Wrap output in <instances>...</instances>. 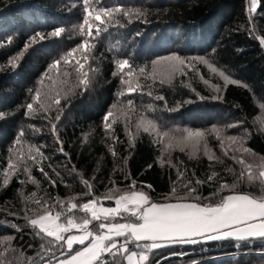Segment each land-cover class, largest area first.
Listing matches in <instances>:
<instances>
[{
    "label": "trees",
    "instance_id": "obj_1",
    "mask_svg": "<svg viewBox=\"0 0 264 264\" xmlns=\"http://www.w3.org/2000/svg\"><path fill=\"white\" fill-rule=\"evenodd\" d=\"M104 2L139 9L143 15L137 18L133 14L131 23L121 15L119 19L125 26L110 27L95 40L89 37L95 47L88 52L77 47L85 38L79 35L84 18L83 0H0V237H16L14 245L29 256L35 254L40 243L21 218L22 208L36 207L31 200H25L32 192H36V198L59 196L67 202L75 196L74 203L87 202L92 197L80 195L87 192L80 180L83 176L92 184L96 196L113 187V181L123 189L135 180L141 188L151 185L152 189L144 190L160 199L169 191L178 170L167 163L162 167L159 159L162 154L165 160L170 155L172 163L179 170L186 169L188 176L195 172L197 178L206 180L216 170L231 183L233 177L224 172L225 165L210 162L202 152L199 160H189L177 148L165 153L164 144L169 137L156 143L153 136L143 131L149 121L155 123L158 131H168L173 136L183 134V129L208 130L213 126L224 129L227 135H240L246 128L250 133L246 146L264 156V132L257 131L261 113L254 103H264V49L257 39L264 38V0H257L253 13L248 11L250 0ZM56 29H63L59 37L52 34ZM84 30L87 31V26ZM74 48L76 51L68 56ZM171 55L185 60L189 67L182 65L175 76L165 79L157 69L164 61L162 58ZM17 56L19 59L13 66L9 61ZM198 58L210 59L247 88L226 84ZM120 59L129 61L123 72L116 65ZM57 61V68L52 69L50 66ZM80 64L84 67L80 68ZM114 72L117 74L113 75ZM122 78L126 83L121 82ZM80 79L91 83L79 84ZM215 87L219 89L216 93ZM129 88L136 91L129 94ZM36 90L53 97L59 93L60 105L53 104L47 115L51 122L58 123V135L67 155L59 151L51 123L44 118L46 113L26 114V105L32 102ZM122 90L124 95L119 96ZM150 91L153 96L148 95ZM155 95H163L165 99L157 101ZM128 99L136 102L134 109L127 105ZM148 104L154 106L153 110L147 108ZM109 112L111 128L105 129L103 118ZM57 114L61 115L59 122L55 121ZM233 124L238 126L229 127ZM126 125L134 135L132 146ZM21 131L25 133L23 137ZM208 139L209 146L223 158L219 141L214 136ZM225 144L230 148L227 141ZM29 145H45L43 151L50 157L39 165L25 159L32 166L31 174L40 182L39 189L27 182L24 165L20 163L22 154L26 158ZM109 146L117 157L112 156ZM9 160L18 167L15 174L8 169L10 179L5 186L4 170ZM225 160L228 165L232 163ZM40 166L56 181L55 187L38 170ZM73 167L76 171H69ZM200 189L205 196L214 190L208 183ZM238 190L256 191L247 184ZM100 203L115 207L113 200ZM9 212L18 215L9 216ZM73 214L84 215L79 211ZM6 220L11 223L5 226ZM12 223L20 225L23 231L17 233ZM29 244L33 248H28ZM260 244L258 240L232 238L206 243L180 242L155 250L152 258L158 259L159 264H264Z\"/></svg>",
    "mask_w": 264,
    "mask_h": 264
},
{
    "label": "snow or ice",
    "instance_id": "obj_2",
    "mask_svg": "<svg viewBox=\"0 0 264 264\" xmlns=\"http://www.w3.org/2000/svg\"><path fill=\"white\" fill-rule=\"evenodd\" d=\"M83 5L84 18L79 35L85 38L77 47L88 52L95 47V44L90 43L89 37L95 40L102 33H107L110 27L125 26L119 19L121 15L127 18L128 23L132 22L133 14L137 18L143 15L139 9L125 8L122 5L109 6L104 0H94V3L93 0H83ZM256 9L257 0H251L249 13L255 12ZM84 26H87V31L84 30ZM94 27L95 32H93ZM62 31L63 29H56L52 34L59 37ZM257 39L264 46V38L257 37ZM75 51V48L70 50L68 56H72ZM88 58L86 56L85 60ZM18 59L19 56L10 60L9 63L15 66V60ZM162 59L168 62L169 74L179 71L182 65L189 67L185 60L177 55ZM198 59L201 63L208 65L212 72H217V68L207 59ZM65 62L67 63V60ZM58 64L59 61L50 67L55 69ZM116 65L118 70L123 72L126 67H129V61L120 59L116 61ZM83 67L84 65L80 64V68ZM140 72L144 73V69L141 68ZM116 74L113 73V75ZM128 74L131 75V73ZM83 75L87 78L88 73L85 72ZM219 75L223 77L226 84H239L247 88L242 81L231 78L223 71H220ZM121 82L126 83L123 78ZM86 83L90 84L91 81L79 80V84ZM127 91L131 94L136 89L129 88ZM118 95L123 96L124 91L122 90ZM148 95L153 96V93L150 91ZM154 99L162 101L165 97L155 95ZM60 103L58 92L53 97L49 93L42 94L40 90H36L32 102L26 105V114L30 115L37 111L46 113L44 118L51 123L52 134L56 136V141L60 144L59 151L67 155L64 153L63 144L58 135V123L51 122V117L47 115L53 104L59 106ZM126 103L131 108H135L136 102L133 99H128ZM36 104L39 105L38 108H34ZM147 108L153 110L154 106L148 104ZM259 108L264 109V103H259ZM57 112L59 113V108ZM111 115V112L106 113L103 118L105 129L111 128V124L108 123ZM60 120L61 115L57 114L55 121ZM257 122L260 125L257 131L264 132V120ZM237 126L233 124L229 127ZM139 128L140 125H137L138 130ZM36 131L39 132V129ZM126 131L129 136V145L132 146L134 135L128 130L127 125ZM143 131L153 136L158 144L162 142L163 137H169L168 142L164 144L165 153H168L169 149L177 148L180 152L186 153L189 160H199L202 152L210 162L225 165L224 172L233 177L231 183L224 180L221 173L216 170H212L206 176V180L197 178L195 172L188 176L186 169L179 170L178 165L172 163L170 155L165 160L162 154L159 158L161 166L167 163L178 170L176 179L170 182L169 191L163 193L160 199L153 198L144 190V188L152 189L151 185H144L141 188L137 186L135 180L123 189L117 187L116 182L113 181V187L102 196H96L92 184L83 176H80V180L87 192L80 195L92 197L87 202L74 203L75 196L69 197L67 202L59 196L49 199L36 198V192H32L30 197H25V200H31L36 207L22 208L21 211L24 214L21 218L27 222L26 226L31 229L32 234L39 238L38 250L34 255H26L23 249L14 245L13 241L16 237L12 235L0 237V264H159L158 259L152 258L155 250L174 243H196L198 238L258 240L261 242V248L264 249V156L246 146L250 134L248 129L245 128L240 135H227L224 129L213 126L208 130L183 129V134L173 136L168 131H158L155 123L149 121ZM24 135L25 133L21 131L20 137ZM209 136H214L219 141L223 158L209 146ZM113 139L119 138L113 137ZM226 141L230 148L226 147ZM44 147L45 145H29L26 158L23 154L20 158V163L24 165L23 172L27 174V182L34 184L37 189L40 188V182L31 174L32 166L25 163V159L37 165L43 160H50L43 151ZM109 151L114 158L117 157V152L111 146ZM225 158L232 163L226 164ZM124 163H127V158H124ZM17 167L16 163L9 160L7 169L4 170L3 184L5 186L9 184L10 179L8 169H12V174H15ZM49 167L52 165L49 164ZM148 167L151 168L152 165ZM209 167L212 165L210 164ZM38 170L55 187L56 181L51 179L44 167L40 166ZM69 171L75 172L76 169L73 167ZM20 183L23 184L25 181ZM205 183L214 189L207 196L203 195L200 189V186ZM244 184L255 188L256 191L238 190ZM102 200H113L115 207L103 206L100 203ZM75 211L84 215L75 216L73 214ZM8 215L17 216L18 213L9 212ZM8 223L11 222L6 220L5 226ZM11 227L17 233L23 231L22 227L16 223H12ZM76 245L81 247H74ZM33 246L29 244L28 248Z\"/></svg>",
    "mask_w": 264,
    "mask_h": 264
},
{
    "label": "rangeland",
    "instance_id": "obj_3",
    "mask_svg": "<svg viewBox=\"0 0 264 264\" xmlns=\"http://www.w3.org/2000/svg\"><path fill=\"white\" fill-rule=\"evenodd\" d=\"M250 3H251V0H250ZM262 46V45H261ZM263 47V49H264V46H262ZM208 59V58H207ZM208 61H209V63L210 64H212L214 67H216L217 68V77H218V79H222V80H224L223 79V77L221 76V75H219V72L220 71H223L226 75H229L231 78H233V79H235L233 76H231L227 71H225V70H223V69H221L220 67H218L217 65H215V64H213L212 62H211V60L210 59H208ZM158 72H159V74H160V76L162 77V78H165V79H167V78H169V77H173V76H175L176 74H177V72H175L174 74H169V67H168V62L167 61H163V62H161V66H159L158 67ZM237 80V79H236ZM217 88L218 87H215L214 88V93H216L217 92ZM211 89V91H212V88H210ZM255 103V105L257 106V108L259 109V111H260V113H261V117H259V119L260 120H264V109H260L259 108V102H257V101H255L254 102ZM207 241H209V240H207V239H205V240H203V241H201V242H204V243H206ZM74 247H77V248H79V247H81V246H79V245H76V246H74Z\"/></svg>",
    "mask_w": 264,
    "mask_h": 264
},
{
    "label": "crops",
    "instance_id": "obj_4",
    "mask_svg": "<svg viewBox=\"0 0 264 264\" xmlns=\"http://www.w3.org/2000/svg\"><path fill=\"white\" fill-rule=\"evenodd\" d=\"M206 238H198L197 241H203L205 240ZM228 239V238H227ZM208 240V239H207ZM221 240V239H220Z\"/></svg>",
    "mask_w": 264,
    "mask_h": 264
}]
</instances>
